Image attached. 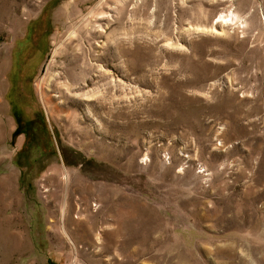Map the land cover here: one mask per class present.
<instances>
[{
	"label": "rangeland",
	"instance_id": "374dc122",
	"mask_svg": "<svg viewBox=\"0 0 264 264\" xmlns=\"http://www.w3.org/2000/svg\"><path fill=\"white\" fill-rule=\"evenodd\" d=\"M99 55L120 99L90 115L59 90ZM92 262L264 264V0H0V264Z\"/></svg>",
	"mask_w": 264,
	"mask_h": 264
},
{
	"label": "bare ground",
	"instance_id": "6f19581e",
	"mask_svg": "<svg viewBox=\"0 0 264 264\" xmlns=\"http://www.w3.org/2000/svg\"><path fill=\"white\" fill-rule=\"evenodd\" d=\"M101 14H95L93 15V19L96 22L94 24V29H101L99 30L102 35L106 33V24L102 23ZM107 39L111 37L114 44V56L116 60L121 62V58L123 56V47H122V38L120 37V34L117 30L111 31L110 33L106 34ZM103 60V56L99 55L92 59L89 66L86 64V66H82V69H80L78 72H76L77 67H73V69L67 74V80L65 83L61 84L60 92L63 90L64 96L67 95H74L76 97H79L81 103L85 105L88 114H92V105H94V100H98V103L101 105V108L105 109L106 102L108 100V93L110 91V86L112 85L113 89V104L116 106V104H119L120 94V80L118 76L114 75L113 80L108 81L109 75L107 74L108 70L104 64H101L99 61ZM96 75V78L94 77ZM92 79L96 80V86L89 88L88 90L85 89L87 86V83L92 81ZM110 83V84H109ZM99 107V106H98ZM107 109V108H106ZM115 109V108H114ZM98 119V118H96ZM82 120V119H81ZM85 129H83L84 131ZM86 132V131H85ZM89 142V141H88ZM94 146V145H93ZM55 172V168H54ZM53 180L56 181V183L63 182L66 184V186L70 182V174L66 173L61 177L54 176ZM78 181L75 186L79 189H82V193L89 194L91 190V185L87 184L86 182H83L81 180ZM68 183V184H67ZM74 186V187H75ZM68 187V186H67ZM76 188V189H77ZM72 189V188H71ZM74 191V188L72 189ZM71 191V192H72ZM79 195L75 198H71L69 191L66 192L63 196L62 205L59 208L61 212V219L64 221V225L62 226V229L64 230L65 234L67 235V238H74L81 239V240H88L91 241L94 237V230H93V219L97 216L94 214L92 217L89 216L88 212L89 209V203H90V195ZM101 197H104L101 195ZM102 202V200H100ZM98 204L95 203L93 206H97ZM78 212L79 214L72 216V213L75 209H80ZM95 210V209H94ZM55 217L52 215L50 217V223L54 222ZM68 222V223H65ZM73 223L76 227L73 229L68 230V225ZM53 225V224H52ZM52 227V226H51ZM109 233V232H108ZM119 233V230L116 229L114 231H111L109 237L112 239V237H115ZM95 239L97 243H100L103 239L101 236V233L95 234ZM105 240V239H104ZM99 247V246H97ZM103 248V245H102ZM105 249V248H104ZM90 264H96L95 262H92Z\"/></svg>",
	"mask_w": 264,
	"mask_h": 264
},
{
	"label": "flooded vegetation",
	"instance_id": "af4514ba",
	"mask_svg": "<svg viewBox=\"0 0 264 264\" xmlns=\"http://www.w3.org/2000/svg\"><path fill=\"white\" fill-rule=\"evenodd\" d=\"M26 65V64H25Z\"/></svg>",
	"mask_w": 264,
	"mask_h": 264
}]
</instances>
